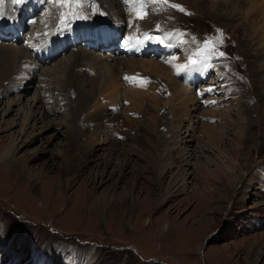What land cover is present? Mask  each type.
Listing matches in <instances>:
<instances>
[{
    "label": "rangeland",
    "instance_id": "rangeland-1",
    "mask_svg": "<svg viewBox=\"0 0 264 264\" xmlns=\"http://www.w3.org/2000/svg\"><path fill=\"white\" fill-rule=\"evenodd\" d=\"M54 1L0 0L2 13H14L7 20L0 12V48L19 50L14 57L3 55L0 49V155L17 159L12 169L0 173V264H264L262 0H150L148 15L138 17L137 22L140 29L154 26L161 34L155 36L173 42L164 48L179 47L170 57L165 56L167 59L161 57L164 53H150L157 47L152 42L143 46L150 54H143L134 44L131 53H125L120 51L121 42L111 50L77 40L99 20L100 25L112 27L114 19L107 17L105 10L113 7L119 11L115 15L122 24L119 32L124 28L126 35L133 20L128 9L118 3L102 5L103 0H88L77 7L73 3L54 5ZM83 10L95 13L84 16ZM19 11L26 30L20 28L19 36L12 34V29L4 32V26L18 20ZM37 16L42 18L37 20ZM76 19L78 26L73 29ZM36 21L48 26L41 36L46 50L43 55L51 51L49 39H61L51 60L31 44L28 35ZM65 27L73 29L77 38L66 36L70 30ZM96 52L106 57L100 58ZM130 56L158 62L167 72L179 71L172 67L175 58L187 63L206 56L220 67L208 71L193 87L191 101L185 103L184 92L178 88L182 77L172 74L173 84L161 79L160 85H154L151 71H114L112 64V69L108 67L111 74L114 71L120 73L119 79L123 77L120 103L103 109L99 136L91 141L96 124L88 88L95 90L100 65L114 60L124 65ZM33 60L42 65L35 72L30 68ZM138 87L152 88L159 96L157 101L161 99L160 106H168L169 114L184 104L190 109L189 120L181 119L182 137L191 134L182 144L186 154L181 158L173 150V168L163 170L161 179L150 160L148 141L135 143L136 151L129 148L135 142L131 136L142 139L141 133L120 120L112 128L106 125L105 113L119 117L115 109L145 123L143 114L128 110L129 114L125 111L128 105L123 104L128 91ZM37 97L41 100L35 103ZM225 112L227 125L218 122L226 119ZM211 124L224 132L223 154L208 141L207 126ZM168 128L167 122L155 130L166 135L160 140L161 152L162 147L173 148L166 138ZM187 129L188 133H183ZM232 143L236 165L228 159ZM186 161L192 170L186 187L173 189L159 201L161 191Z\"/></svg>",
    "mask_w": 264,
    "mask_h": 264
},
{
    "label": "bare ground",
    "instance_id": "bare-ground-1",
    "mask_svg": "<svg viewBox=\"0 0 264 264\" xmlns=\"http://www.w3.org/2000/svg\"><path fill=\"white\" fill-rule=\"evenodd\" d=\"M60 1V2H59ZM82 1H84V3H82ZM87 1L88 0H56L53 2V4L55 5L56 3H60L64 6H66V4L68 3H73L74 5H76L77 7H81V4H87ZM92 1V0H91ZM134 3H132V2ZM117 0V1H114V0H103L101 3L102 5H104L105 3L104 2H107L109 5H112L114 3H118L120 8L121 7H124V8H127L128 11L130 13L129 14V17L131 20H133L130 24V26L128 27V33L126 35H128L127 37L129 36H134L135 39H137V48L138 50L140 49V47L144 48V44H146L147 42V39L146 38H139V34L142 33L143 31H146V30H149L151 29V31H153V28L154 26L152 27H146V28H143V29H140L139 27H141V25L137 22V18L140 17V16H146L148 15V13H141V9L139 7H136L135 5V2L137 0ZM77 2L78 4H80V6L77 5ZM92 3V2H91ZM5 4L7 5V7L9 6H12L9 2H5ZM252 4H255V1H252ZM262 5H264V0H262ZM53 5V6H54ZM126 5V6H125ZM32 7L33 6V3L31 4ZM112 7V6H111ZM107 8V7H106ZM24 9V7H23ZM41 9V8H40ZM113 10H111L110 8H107V10H105V13L106 14H109L110 16H107L105 14H103V16H107V17H111L114 19V23L112 24V27H108V26H105V25H100V20L98 23V25H95L93 24V26H88L87 27V30L85 32H83L82 34L84 35H79V37L77 38L76 35H74V33H72L71 31L73 29H77V26H78V20L76 19L75 24H72L73 25V29L70 30V28L68 27H65V28H68L70 30L69 33H66V36L67 35H70L71 37H76L77 40H81V38L83 36H86L87 35H90L89 33H86L88 30L90 32H93V30L97 29L99 30L100 32L101 31H107L106 28H109V30L111 32L113 31H116L117 33H119V30H120V25L122 26L121 24V20L118 16V19L115 18V15L116 14H119V11H117V9L115 7L112 8ZM52 10V8H51ZM3 7L1 6L0 4V12L1 14L3 15V19H10L13 17L14 13H8L7 12H3ZM85 15H88L90 14L91 12L92 13H95V11H85ZM20 12V11H19ZM22 12V11H21ZM20 14L18 13V20L17 21H11L10 22V26L9 27H6L4 26V32L5 30H9L12 29V34L15 33L19 36V32H20V28L26 30V27H24L23 25V22L21 20H19L21 18V13ZM24 12V11H23ZM53 12V11H52ZM26 13V12H25ZM80 13V12H79ZM36 15V14H35ZM96 15V14H95ZM178 16L180 14H177ZM7 16L9 18H7ZM31 16V15H30ZM156 16V14H155ZM32 17H35V16H32ZM37 20H40L42 17H39L37 16ZM264 17V15L262 16ZM2 18V16H1ZM54 18V17H53ZM61 19V18H60ZM59 19V20H60ZM100 19V18H99ZM103 19V18H102ZM139 19V18H138ZM35 20V19H34ZM50 20V19H48ZM52 20V19H51ZM71 20V19H70ZM70 20H67L66 22V25L69 23ZM105 20V19H104ZM140 20V19H139ZM72 21V20H71ZM147 21V20H146ZM150 21V19L148 20ZM0 22H1V19H0ZM52 22V21H51ZM63 21H59L58 22V25L60 26L61 23ZM183 22V21H182ZM48 23V22H47ZM147 23V22H146ZM145 25H148V23ZM44 24V27H46V22L44 21H36V23L34 24L35 28H37L36 30H34V26H33V29H32V35H28L31 40L33 41V43H31L33 45V47H35L36 50H39L41 53V56L42 57H45V59L47 60L48 58H53V55L56 53V51L58 50V45L59 43L61 42V39L59 38L58 40H55L54 39H49L51 42H52V47H51V51H49L50 53L48 54H45L43 55V52H45V44L42 43L44 40L43 38L41 37L43 35V33L45 32V29L48 30V26L46 28H42V25ZM4 25H8V24H4ZM49 25V23H48ZM53 25V23H52ZM76 25V27H75ZM51 26V25H50ZM55 26V25H54ZM53 26V27H54ZM62 26V25H61ZM101 26V27H100ZM143 26V25H142ZM2 27V26H1ZM134 27V28H133ZM56 28H53V31L55 30ZM52 30V29H50ZM58 31V30H57ZM157 31V29H156ZM2 32V31H1ZM50 32V31H49ZM61 33V32H59ZM262 33H264V29L262 31ZM56 34V33H55ZM57 35V34H56ZM115 35V33H114ZM32 36V37H31ZM59 36V34H58ZM56 36V37H58ZM119 36V35H118ZM71 37H68V42L71 41ZM109 38H111V35L109 33V36L106 38H104V35H103V38H99L97 35L96 37H93V45L90 44L91 46H93L94 48V44L96 43L99 48H102L103 46L105 47H108L109 49H113L114 47H112L111 45L109 46V44L111 43ZM131 37H129L128 39H130ZM160 38L162 39L161 42H165L164 43L165 45H162V47H156V51L155 52L156 54H161V53H164L165 55H168L169 57L172 55V53L175 52V50L177 49H166L164 48V46H169L170 45H174L172 41H170L169 39L167 38H163V36H160ZM102 40L103 42H100L99 41ZM67 40V39H66ZM157 40L159 41V39L157 38ZM75 41V40H73ZM110 42V43H109ZM181 42V41H180ZM245 42V41H244ZM109 43V44H108ZM153 45L156 46V44L154 42H152ZM177 43V42H176ZM68 44V43H66ZM86 44H89V43H86ZM41 45V46H40ZM112 45H113V42H112ZM183 45V44H182ZM180 46V45H179ZM37 47V48H36ZM123 48V46H122ZM2 50V54L3 55H6V54H9V55H12V56H18V48L17 47H12V48H7V46H1L0 48ZM53 49V50H52ZM160 49V50H159ZM159 50V51H158ZM121 52H126V50L124 49H121L120 50ZM21 54V53H20ZM96 55L99 56L100 58L102 57H106V55H102V53H98L96 52ZM109 55V54H107ZM114 55V54H113ZM26 56V55H25ZM164 55H161V57H163ZM252 56L253 53H252ZM55 57V56H54ZM111 57V56H110ZM109 58V57H108ZM178 59V60H177ZM255 59L256 57L254 56L253 57V62H255ZM174 60V58H173ZM210 60L212 61V63L210 62ZM258 60V59H257ZM34 61V60H33ZM48 61V60H47ZM115 62L113 63H106L104 65H100L99 66V69H100V73H98L96 75V84H95V90H93L92 88H88V91H87V95L90 97V99L92 100V107H93V113H94V119H93V123L96 124L95 125V131L91 134V141H94L97 140L98 136H99V133L98 130L100 128V125H99V122L102 121V113H103V109L104 108H109V105H117L120 103L119 101V97L122 95V93L120 92V87L123 85V83L121 82V79L123 78L122 76L120 77L119 79V76H120V73H116L114 71L116 70H121V68H125V70H128V71H151L152 75H151V80L154 81V85H160V81L161 79H165L169 82V84H173V77H172V74L174 75H177V76H180L182 77V84L179 85L178 88H181V90H183L184 92V99L186 100L185 103L187 101H191L192 99V95H193V92H192V89L193 87L197 86L198 85V82L199 81H202L203 79H205L208 75V71L211 69H215L216 67H220L218 65H216L214 62H213V59L210 58V57H202L200 60H196V62H187V63H181L182 60H180L179 58H175V63L172 65L173 66H176V68L179 70V71H175V69H172L171 72H167V71H164L162 70L160 64L158 62H155L153 60H145V59H141V58H134V56H130L129 57V62H127V64H124L122 65V63H124L123 61L122 62H118L117 60H114ZM128 61V60H127ZM192 61V60H191ZM198 61V62H197ZM172 62V61H171ZM46 63V62H45ZM258 63V62H257ZM39 63L38 62H35L34 61V64H32L30 66V68L32 69L33 72L37 71L40 66L42 65H38ZM112 64H113V73H116V74H111L110 71L112 70H109L108 67H110V69H112ZM263 64V63H262ZM123 66V67H122ZM188 66H189V69L190 70H187L188 69ZM263 66V65H262ZM261 68V67H260ZM48 69V68H47ZM223 69V68H222ZM233 69V68H232ZM124 70V71H125ZM234 70V69H233ZM45 70L42 71L41 74L44 73ZM235 71V70H234ZM188 72V73H187ZM261 73V72H260ZM222 74V73H220ZM187 75V76H186ZM50 76V75H48ZM217 76V75H216ZM35 76L31 77V78H34ZM223 77V76H222ZM226 78V76H225ZM212 79V78H211ZM211 83H215V81L212 79ZM223 83H227V81L225 82H222L221 84L223 85ZM254 83V82H252ZM164 84V83H163ZM176 84V83H175ZM174 84V85H175ZM255 84V83H254ZM166 85V84H165ZM178 85V84H177ZM220 85V83H219ZM221 85V86H222ZM249 86L250 83H248ZM256 85V84H255ZM254 85V86H255ZM73 89H74V85L71 86ZM177 87V86H176ZM228 87V85H227ZM232 87V86H231ZM168 89V88H167ZM130 90V89H129ZM157 90V89H156ZM155 90V91H156ZM230 90V89H229ZM234 95L235 93L237 94V89L235 88L234 86ZM132 91V92H130ZM128 91L129 94L128 95H125L124 99H126L127 101L124 102L123 104L124 105H128V109L125 110L127 113L128 110H132V114H135V115H138L140 116V114H143V116L145 117V123L144 121H137L135 119H133L132 117H130V115L128 116L127 114H123V112L121 111H117L118 109H115V113L118 114L119 113V117H117L115 114H112L111 118L110 117H107L106 113H105V120H107V127H110L111 125V128L114 126L113 124L116 122V121H122L123 122V125H126L129 127V129L131 130H134V131H137L138 134L141 133V137L142 139H139V138H136L134 135L131 136V138H133V140L135 141L134 142V145H131L129 148L131 150H138V147L137 145L141 144L142 140L144 139V141H148L149 142V145L152 149L151 153H150V160L152 161V163L156 164L157 168H158V171H157V176L158 178L161 179V177H163V173L165 170L166 172V169H170L171 167L173 168V162H172V154H173V150L177 151L180 155L179 157H183V155L185 156L183 150H184V147L182 146L183 143H187L188 141V138L187 136L191 135V134H186L188 133V128L186 131L187 132H183L185 133L186 135H184L182 137V134H181V127H184L181 125L182 123V118L185 117L186 120H189L187 119L189 116H191V113L190 112V109H188L187 106H184L181 105L180 108H178V110H176V112L174 110L171 109V112L169 114V110H168V106L165 107V106H160V100L157 101V98L159 97L158 95L152 93V88H135L134 90H130ZM173 91V90H172ZM107 92V93H106ZM175 92V91H174ZM168 94V93H167ZM171 94V93H170ZM194 97V96H193ZM39 98L40 97H37L36 98V101H39ZM119 98V99H118ZM195 98V97H194ZM193 98V99H194ZM123 99V100H124ZM41 100V98H40ZM165 100V99H164ZM196 101V100H194ZM170 102V101H169ZM164 103V101H163ZM166 103V102H165ZM164 103V104H165ZM171 103V102H170ZM174 103V102H173ZM172 103V104H173ZM235 103V102H234ZM106 107H104L105 105ZM168 104V102L166 103ZM165 104V105H166ZM190 104V103H189ZM104 105V106H103ZM188 105V104H187ZM120 106V105H119ZM118 107V106H117ZM170 107V106H169ZM107 108V109H108ZM116 108V107H115ZM126 109V107H124ZM154 110H155V113H154ZM100 111V116L98 115ZM107 111V110H106ZM105 111V112H106ZM189 111V112H188ZM125 112V113H126ZM45 113H46V110H45ZM227 113L226 115V119H222V118H219L218 122H223V123H226L229 124V119H228V112H225V114ZM130 114V113H129ZM45 115V114H44ZM149 115V116H148ZM170 115V119H168V116ZM223 115V114H222ZM124 118V119H123ZM191 120V119H190ZM161 122V123H160ZM168 122V125H169V128H168V137H166L167 139H170V145L173 146V148L171 149L170 146L168 147H162V150L163 152L159 151V146H161V143L163 142V140H165V136H160L159 133L160 132H156L155 130L158 128V126L160 125H164ZM193 122V121H192ZM141 123L143 126L141 127ZM160 123V124H159ZM190 123V122H189ZM119 124V123H118ZM67 126H70L69 124H66ZM223 125V124H222ZM135 126V127H134ZM166 126V125H165ZM134 127V128H133ZM190 127V126H189ZM226 127V126H224ZM187 128V127H186ZM223 128V126L221 127ZM230 128V127H229ZM140 129L144 130V132H139ZM207 129L209 131V138H208V141L209 143H211L214 147H217L219 150H221L220 154L222 153L223 154V148L222 146L224 145V140H225V136H224V132L219 129L217 127V125H208L207 126ZM97 130V131H96ZM192 131V130H191ZM156 132V134L153 135V133ZM162 133V132H161ZM126 136H128V133H125ZM163 134V133H162ZM144 135V136H143ZM160 136V137H158ZM70 139V138H69ZM72 139V138H71ZM206 139V138H205ZM110 140V139H109ZM160 140H162V142H160ZM193 140V139H192ZM228 139H226L227 141ZM112 141V139L110 140ZM137 141V142H136ZM139 141V142H138ZM168 141V142H169ZM191 141V139H190ZM132 142V141H131ZM166 142V143H168ZM122 142L118 143V144H121ZM135 143H137V145H135ZM133 144V143H132ZM143 144V143H142ZM146 145V144H145ZM148 145V144H147ZM142 146V145H141ZM163 146H166L163 144ZM182 146V148L180 147ZM231 147H229V157L228 159H230L235 165H236V153H235V146H234V143H232L230 145ZM11 147H9L10 151H11ZM128 148V149H129ZM232 148V150H230ZM141 149V148H140ZM186 149V148H185ZM217 149V151H218ZM214 150V149H213ZM127 152V151H126ZM0 153H3V151H1ZM188 153V152H187ZM189 154V153H188ZM142 155V154H141ZM17 161L16 158L13 157V155H0V173L3 171V170H6L8 171L11 167V169L14 167V163ZM188 161H186V163L182 164V166L179 167V171H177V175L175 177H173V179L170 181L169 185L164 189L165 191L162 192L161 190V198L159 201H163L167 195H169L170 193H172L173 189L176 191L180 188H184L186 187V183H187V180L189 178V176L192 174V170L189 171L188 170ZM190 163V162H189ZM124 164V161L121 162V165L123 166ZM220 164V163H219ZM198 165V164H197ZM221 165V164H220ZM234 168V167H233ZM220 169V168H219ZM222 169V168H221ZM23 170V169H22ZM194 173V172H193ZM4 174V173H3ZM226 175H229V173H225ZM232 175H234V173H232ZM2 178V176H1ZM7 180V179H6ZM8 181V180H7ZM6 181V182H7ZM229 181V180H228ZM10 182V181H9ZM162 182V181H161ZM189 182V181H188ZM162 184V183H161ZM15 185V184H14ZM204 188V187H203ZM202 188V189H203ZM153 205V204H152Z\"/></svg>",
    "mask_w": 264,
    "mask_h": 264
}]
</instances>
